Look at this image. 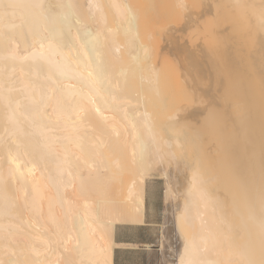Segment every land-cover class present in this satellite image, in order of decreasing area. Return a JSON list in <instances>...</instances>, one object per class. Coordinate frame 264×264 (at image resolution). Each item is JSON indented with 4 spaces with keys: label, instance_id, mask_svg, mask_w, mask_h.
<instances>
[{
    "label": "bare ground",
    "instance_id": "bare-ground-1",
    "mask_svg": "<svg viewBox=\"0 0 264 264\" xmlns=\"http://www.w3.org/2000/svg\"><path fill=\"white\" fill-rule=\"evenodd\" d=\"M136 1L0 0V264H112L114 227L120 223L144 222L146 186L154 179L163 183L164 221L157 244L158 249L163 250V258L159 264H264V131L255 130L254 122L261 113L257 111L260 114L251 122V126L255 123L252 128L256 132L247 135V139L243 136L250 148L242 139L244 146L236 151L235 142L229 145L232 149L224 148L226 144L217 148L221 141L217 136L220 141L217 144L215 141L213 149L209 146L214 138H206L211 140L210 144L206 142L209 148L206 149L208 144L201 148V143V150L193 153L194 159L185 157L190 162L188 165L187 160L181 158L187 141L184 128L187 123L198 126L202 122L207 101L203 102L205 106L200 101L199 108L190 111L181 106L183 99L179 104L186 94L181 88L185 69L182 70L183 66L176 69L172 61L167 58L168 65L165 60L179 37L174 41L163 35L160 52L157 50L160 38L155 37L158 31L166 30L163 24L158 25L163 16V20H170L180 15L178 19L182 21L190 13L185 25L195 23L198 27L196 21L200 15L197 10L191 13L194 10L191 6L189 13L186 11L189 6L182 9L184 0H139L138 5ZM185 1L187 5L191 2ZM211 1L216 3V0ZM166 2H170L169 8L164 7ZM255 4L251 13H246L248 10L240 13L245 12L244 19L250 17L246 14H251L257 25L256 32H261L264 42V0H257ZM175 7L186 11H181L183 19L181 12L176 14ZM210 7L212 12L214 9ZM144 8V11L154 10L153 14L145 12L144 15ZM236 8V11L243 9ZM204 9L209 14L210 8ZM140 10L143 17L151 16V22L146 21L148 17H144V21L140 19ZM168 10L176 11L173 13L177 17L173 13L170 17ZM153 17H161L156 24L159 30L155 25L158 19ZM152 19H156L154 23ZM166 20L162 22L169 24ZM142 24L145 26L140 28ZM194 25L189 26L190 30ZM147 28L149 32L154 31L150 32L152 34L157 29L153 37L159 39L157 42L152 34L146 33ZM184 28L188 31V26ZM159 32L157 37H162ZM172 34V37L177 35ZM151 47L155 54L160 53L159 58L154 54L151 57ZM200 62V67H204ZM167 66L171 68L166 69ZM169 70L173 73L171 83L167 79ZM176 78L179 83L175 82ZM199 78L194 79L201 81ZM173 79L175 87L178 85L176 89H172ZM192 81L185 80L189 84L187 89L182 81L185 90L193 91ZM203 90L211 92L210 85ZM193 93L196 92L189 91ZM260 99L264 103V98ZM228 100H232L231 96ZM261 109L264 110V105ZM240 113L244 117L249 112ZM259 118L256 119L258 124ZM204 128L199 129L204 131ZM228 155L232 156L229 158L232 164L229 160L230 165L222 164L221 168L228 172V176L223 177L230 179L223 182L220 180L222 171L214 170L215 166H210L212 161L209 166L213 170L206 168L208 164L205 165L204 159L208 157L220 163L228 161Z\"/></svg>",
    "mask_w": 264,
    "mask_h": 264
},
{
    "label": "rangeland",
    "instance_id": "rangeland-1",
    "mask_svg": "<svg viewBox=\"0 0 264 264\" xmlns=\"http://www.w3.org/2000/svg\"><path fill=\"white\" fill-rule=\"evenodd\" d=\"M136 1V0H135ZM137 1H139V0H137ZM137 1L135 2L137 5L139 4V3H137ZM190 1V0H189ZM188 0H187V3L189 2ZM205 1H207V0H204V2H203V0L201 1V0H191V2L190 3H188L189 5H187L186 4V1L184 0V8H182V9H184L185 10V7H187V6H189V7H187L186 9V11L189 13L190 12V10L191 9H194V10H191V13H195L196 12V10H197V12L199 13V15H200V19H198L200 22H198V20L196 21L197 23V25H198V27H195V23L194 24H192V25H194V29L192 30H190V27H192V25L191 24H188V25H185V23L187 24V22H186V18H187V15H189V14H185L186 15V17L183 19V17H184V14L183 13H186V11H182V9H178V7H175L174 8V10H176L177 11V13L176 14H178V12H181V14H183V16H182V18L181 19H183L182 21H180V19H178L179 18V16L180 15H178V18H175L174 16H176L177 17V15H174V13H173V11L172 12H170L169 10H168V12H169V15H170V13H173V19L172 18H170L172 15H170V17H168V18H170V20L169 19H167L168 21H169V24H167L168 22H167V20H166V24H164L162 21H165V20H163V17H162V20H160V22H158L159 21V19L161 18H157V17H153V18H156V19H158V20H156V19H154V20H156L155 22V25L157 24V22L159 23L158 25H160V23H161V25L163 24L164 25V28H166V30H163L164 28H162L161 29V31L163 30V33L162 32H159V33H161V34H159V35H161L162 37H157L158 36V32H157V29L155 30V28H154V30L157 32V35H156V37L154 36L155 34H156V32H155V34H152V33H150V32H154V31H150L149 32V30H148V28L150 27V25H151V23L149 24V27L147 28V34H148V32H149V34H152V39L153 40H155L153 37H155V38H160V40L159 39H156V40H159V42L161 41V42H163V40H162V38L165 36L166 38H169V40H174V41H177V38L179 37V39H178V41H177V44L176 45H172V50L171 51H169V53L168 54H166V61L168 62V60H167V58L170 60V62L172 61V63H173V65L174 66H176L177 68L176 69H178V67L179 66H183L182 67V70H184V72L182 71V75L184 76V74L183 73H185L186 75L182 78L183 80V82H184V84L187 86V85H189L188 83H190V82H188V79L190 80V81H192L191 80V78L194 80V81H192V83L190 84V88H192V86L191 85H193V83H194V85H193V91L192 92H196L195 94L193 93V95H191L192 94V92H191V90L192 89H189V91H190V93L191 94H189V91L188 90H185V88H184V84H183V82L181 81V88H182V90H184V91H186V94H184L183 96H182V94H181V96L183 97H181L180 98V102H179V104L180 103H182V99H183V103L182 104H184V105H181L182 107H185L184 108V110L185 111H190V110H192V108L193 109H196V108H199V106L201 105L200 103H202V106L204 105L203 104V102L204 103H206L205 101H207V103H208V100L210 101L209 102V104L207 105V103L205 104L206 105V107H204L203 109H201L202 111L206 108V110H204L205 112H206V115H204V119H202V122H200V124L198 123V126H200V127H198L196 124H193L192 125V123L190 122V124L189 123H187L186 125H185V128H184V130H185V134L187 135V133H189V134H191V136H189V134H188V136H186L185 135V139H187V141L185 142V144H184V148L182 149V154H181V158H183V159H185V161L187 160L185 157H188V159H192L193 158V155H195V154H193V153H196L198 150H201V148L203 147V149L206 147V145L209 143L210 144V142H211V140L210 141H208L207 139H213L212 140V142H211V144L210 145H212V146H209V144L207 145V148L206 149H208L209 147H212L213 149H214V145H216L219 141H220V139H221V141H220V144L218 143V145H216V147L218 148V146H220L221 144V146H223V145H225V147L224 148H226L227 147V149H228V147L230 148V149H232V147L231 146H233L234 144V142H235V145L233 146L234 148V150L236 151L237 149H238V147L239 148H242L243 146H244V144H245V146H247L246 144H247V137L248 136H251L250 134H253L254 132H256L255 130L256 129H258V130H260L261 132L262 131H264V127H262V126H264V121L262 120L263 118H264V116H263V118L262 117H260V116H262L264 113H263V111H262V109L261 108H263V105H264V103H262V101H260L261 99L260 98H264V45H262V44H264V42L262 41V39H263V36H262V34H260V33H257L256 32V30H258L257 29V25L254 23V20L253 19H251V11H252V9L251 8H253L254 9V7H255V3L257 2V0H238L237 2H238V6H236V4L235 3H237V2H234L233 0H231V1H229L228 0V2H227V0H218L219 2H217V0H216V3H218V4H216L215 2H213V1H211L210 2V0H208L207 2L208 3H206ZM234 2V6H233V2ZM243 1L245 2V3H243ZM248 1V2H247ZM202 2V3H201ZM225 2V3H224ZM243 3L244 5H242V4H240V3ZM250 2V3H249ZM170 3V2H169ZM169 3H165V6L164 7H166V8H169V6L170 5H168ZM200 3V4H199ZM205 3V4H204ZM210 3V4H209ZM226 3L229 5H226ZM232 3V4H231ZM247 3V4H246ZM248 3L251 5H248ZM207 4V5H206ZM212 6L213 8H212V12H214V13H212L211 12V7L209 6ZM213 4V5H212ZM168 7H167V6ZM172 5V4H171ZM201 5V6H200ZM220 5V6H219ZM230 5H232L231 7H230ZM250 6V7H248V6ZM190 6H191V9H190ZM195 6V7H194ZM207 6V7H206ZM220 8H219V7ZM222 6V7H221ZM239 6L240 7H243V9L241 10L240 9V11L238 10L239 9ZM172 7H173V5H172ZM218 7V8H217ZM233 7V8H232ZM236 7H238V8H236ZM244 7H246V9L244 8ZM181 8V7H180ZM198 8V9H197ZM204 8H206V10H208L209 8H210V11H208V13L209 14H207V11L205 12V9ZM220 9V10H217V9ZM234 8H236L238 11H236ZM146 8H144L142 11H143V13H144V15H145V12H146V14L149 12V11H144ZM178 9V10H177ZM234 9V10H233ZM141 10L139 11V13L141 12ZM147 10H150L149 8H147ZM170 10H172V9H170ZM203 10H204V12H205V14H207V15H209V16H207V15H205L204 14V12H203ZM246 11V10H248L246 13H248V12H250L249 14H246L247 15V17L248 16H250V17H246V15H245V18H247V19H244V14H245V12H242V13H240L241 11ZM151 11V10H150ZM153 11L154 10H152L151 12H149V14L148 15H152L153 14ZM176 11H174V12H176ZM234 11H236V13L234 12ZM201 12H203V16H202V13ZM142 13V12H141ZM140 13V19H142L143 18V20L142 21H144L145 20V18L144 17H148L147 19H146V21L149 23V22H151V19H150V17L151 16H142L143 14H141ZM151 13V14H150ZM197 13V14H198ZM238 13V14H237ZM241 14V16H239L240 14ZM165 14H167L168 15V13H167V10L165 9ZM167 15H165V17L167 18ZM204 15H205V17H204ZM211 15H212V17H211ZM235 16H237V17H235ZM201 17L202 18H204V19H202L201 20ZM242 17H243V19H242ZM249 18H250V21H248L249 20ZM153 20V19H152ZM154 20L152 21L153 23H154ZM245 20V21H244ZM251 20H253L252 22L256 25V26H254V24L253 23H251ZM141 21V20H140ZM185 21V22H184ZM174 23L173 25H172V23ZM250 23V25L251 26H249V24L248 23ZM141 23V22H140ZM148 23H146L147 25H148ZM178 23V24H177ZM170 24H171V26H170ZM180 24H181V26H180ZM141 25V24H140ZM155 25H153L152 27H154ZM158 25H156V26H158ZM175 25V26H174ZM196 25V26H197ZM247 25V26H246ZM145 26V24L143 25L142 24V26L140 27V28H142V27H144ZM166 26V27H165ZM169 26V27H168ZM178 26V27H177ZM184 26L185 27H187L188 26V31L186 30V28H184ZM190 26V27H189ZM240 26V27H239ZM252 26L255 28V29H253L252 28ZM147 27V26H146ZM167 27L168 28H171V29H167ZM151 28V27H150ZM158 28V30H159V26L157 27ZM161 28V27H160ZM240 28H242V29H240ZM176 29V30H175ZM182 29L184 30L185 29V32L184 31H182ZM198 29H199V31H198ZM252 29V30H251ZM146 30V29H145ZM144 30V31H145ZM150 30H152V28L150 29ZM171 30H173V31H171ZM256 32V34L254 33V31ZM168 33H167V32ZM180 31V32H179ZM247 31H249L248 33H250V34H248L247 33ZM252 31V32H251ZM184 32V33H183ZM219 32V33H218ZM226 32V33H225ZM145 33V34H146ZM165 33L166 34H168V35H165ZM172 33H174V35H176V36H174V37H172L173 36V34ZM170 34V35H169ZM240 34V35H239ZM259 34V35H258ZM164 35V36H163ZM229 35V36H228ZM146 36V35H145ZM171 36V37H170ZM180 36H183L181 39H180ZM218 36V37H217ZM224 36V37H223ZM225 36H228V37H225ZM259 36V37H258ZM261 36H262V38H261ZM164 37V38H165ZM222 37V38H221ZM230 37H231V39L232 40H230ZM174 38V39H173ZM261 40H260V39ZM151 39V40H152ZM176 39V40H175ZM222 39V40H221ZM227 39V40H226ZM152 40V42H155V41H153ZM180 40H181V43H182V45H180ZM224 41V42H223ZM233 41V42H232ZM259 41V42H258ZM261 41H262V43H261ZM157 42V41H156ZM155 42V43H156ZM158 42V45H157V50L160 52L161 50H159V49H161V48H159L160 46V44H162L161 42L159 43ZM225 43H226V46H225ZM238 43V44H237ZM152 44V43H151ZM157 44V43H156ZM156 44H155V47H156ZM219 44V45H218ZM236 44V45H235ZM231 45V46H230ZM247 47H245V46ZM152 46H154L153 44H152ZM177 46V47H176ZM184 46V47H183ZM198 46V47H197ZM218 46H219V48H220V50H221V52H220V50H218L219 48H218ZM225 46V47H224ZM241 47V51H240V47ZM173 47H174V49H173ZM196 47V48H195ZM223 47V48H222ZM230 49H229V48ZM234 47V48H233ZM237 48V50H236V48ZM152 48V49H151ZM150 49H151V51L150 52H152L154 49H153V47H151ZM197 48H199V49H197ZM227 48V49H226ZM263 48V49H262ZM156 49V48H155ZM188 50V52H186L185 50ZM198 50V52L197 53H199V54H197L196 53V51ZM234 49V50H233ZM262 49V50H261ZM196 50V51H195ZM204 50V52H202ZM232 52H231V51ZM246 50V51H245ZM155 51V50H154ZM154 51L152 52V53H150L151 54V57L153 56V54L154 55H156V57L158 56V55H160V53H157L158 51H156V53L157 54H155L154 53ZM173 51V52H172ZM208 51V52H207ZM214 51V52H213ZM256 51H257V53H256ZM171 52H172V54H171ZM210 52V53H209ZM218 52H219V54H218ZM228 52V53H227ZM230 52V53H229ZM239 52V53H238ZM240 52H242L241 53V55H240ZM243 52H244V55H243ZM261 52V53H260ZM186 53V54H185ZM188 53V54H187ZM204 53H206L205 55H204ZM218 55H217V54ZM174 54V55H173ZM177 54H178V57L176 58L175 56H177ZM196 56H195V55ZM202 54H203V56H204V58H203V56H202ZM212 54V55H214L215 57L213 58V56L210 55ZM229 54H231V55H229ZM232 54H234V55H232ZM254 54L257 56V57H255L254 56ZM167 55H169V57H167ZM197 55H199V56H197ZM207 55V56H206ZM217 55V56H216ZM220 55H222V56H220ZM229 58L228 60H227V58H226V56ZM239 55L241 56V57H239ZM243 55V56H242ZM260 55H261V57H260ZM190 56V57H189ZM195 57V59H194V57ZM231 56V57H230ZM234 56V57H233ZM245 56V57H244ZM250 56V57H249ZM252 56V57H251ZM160 56H158L157 58H159ZM170 57H173L172 58V60H171V58ZM188 57H189V59L191 58V61H193L192 63H190L191 61H189V59H188ZM199 58V59H196V58ZM208 57V58H207ZM225 59H224V58ZM236 57V58H235ZM243 57V58H242ZM247 57V58H246ZM254 57H255V59H254ZM188 60H187V59ZM213 58V59H212ZM218 58V59H217ZM219 58H220V61H219ZM235 58V59H234ZM246 58V59H245ZM251 58V59H250ZM153 59H156V58H153ZM177 59V60H176ZM184 61H183V60ZM210 60V61H212V62H210V61H208V60ZM194 60H197L198 62H196L195 63V61ZM213 60H218L217 62L216 61H214L213 62ZM223 60V61H222ZM226 62H225V61ZM231 60V61H230ZM247 60V61H246ZM249 60H251V61H249ZM175 61V62H174ZM200 61H202V63H203V65H204V67H200L201 65H200ZM208 61V62H207ZM229 61V62H228ZM233 61H235V62H233ZM249 61V62H248ZM170 62H168V65H169V63ZM189 62V63H188ZM210 62V63H209ZM234 64V66H233V64ZM256 62H258V63H256ZM164 63H165V61H164ZM177 63V64H176ZM213 63V64H212ZM222 63H224V64H222ZM230 63V64H229ZM166 64V63H165ZM164 64V65H165ZM182 64V65H181ZM187 64H189V65H187ZM192 64V65H191ZM193 64H195V68H193L192 66H193ZM199 64V66H197ZM210 66H209V65ZM216 64H217V66H219L220 67V65H221V67H220V71L218 70L219 69V67H217L216 66ZM219 64V65H218ZM228 64H229V66H231V67H229L228 66ZM248 64V65H247ZM254 64L256 65V66H254ZM259 64V65H258ZM178 65V66H177ZM213 65V66H212ZM171 66V65H170ZM173 66V67H174ZM185 66H186V68H187V70H186V68H185ZM190 66H191V70H190ZM208 66V67H207ZM226 66V67H225ZM237 66H239V68L237 67ZM249 66V67H248ZM260 66V67H259ZM262 66H263V68H262ZM165 67H166V65H165ZM172 67V68H173ZM197 67V68H196ZM217 67V68H216ZM230 68L229 70H228V68ZM232 67H233V69H232ZM253 68V71H251L250 72V69L251 68ZM258 67H259V69H258ZM168 68H171V67H169V66H167V68L166 69H168ZM200 69V72L198 71L199 69ZM204 68V69H203ZM211 68V69H210ZM214 68V69H213ZM222 68V69H221ZM226 69V71H225V69ZM255 68V69H254ZM174 69V68H173ZM173 69L171 70L172 72H173ZM175 69V70H176ZM202 69L204 70V71H202ZM234 69H236V71L234 70ZM239 69H241V71H242V73H241V71H239ZM257 69H258V71H257ZM174 70V71H175ZM188 70H190V71H188ZM193 70V71H192ZM211 70H212V72H211ZM215 70H217L216 72H215ZM222 70H223V72H222ZM233 70V71H232ZM252 70V69H251ZM178 71V70H177ZM188 71V72H187ZM208 71V72H207ZM234 71H235V73H236V75H234L235 73H234ZM189 72H190V75H188L189 74ZM203 72H204V74H203ZM215 72V73H214ZM218 72H219V75H218ZM226 74H225V73ZM256 73V74H254V73ZM257 72H259V73H257ZM175 73V72H174ZM178 73V72H177ZM188 73V74H187ZM199 73V74H198ZM202 73V74H201ZM206 73H207V75H206ZM217 73V74H216ZM224 73V74H223ZM227 73H229V74H227ZM239 73V74H238ZM241 73V74H240ZM243 73H245V74H243ZM260 73H262V75L260 74ZM168 74H170L168 77H167V79L169 80V82H170V80L172 79L171 78V75H173V73H170V70H169V73L167 72V75ZM176 74V73H175ZM175 74H174V78L176 77V76H178V74H176V76H175ZM194 74H196V75H194ZM215 75V77H214V75ZM230 74H231V76H230ZM249 75V79H248V75ZM192 75V76H191ZM220 78H218L217 76ZM228 75H229V77H228ZM237 75H238V77H237ZM241 75V76H240ZM253 75H254V77H253ZM257 75V76H256ZM258 75H259V77L260 78H258ZM190 76H191V78H190ZM200 76H202V77H205L206 76V78H202V77H200ZM211 78H210V77ZM197 77V78H196ZM200 77V78H199ZM208 77H209V79H208ZM224 77V80L222 79ZM233 79H232V78ZM243 77H246V78H243ZM171 78V79H170ZM185 78H188V79H185ZM200 79L201 81H199V80H196L195 81V79ZM213 78H214V80H213ZM218 78V79H217ZM228 78V79H227ZM234 78H238V79H234ZM251 78H252V80H251ZM256 78H258V80L256 79ZM227 79V80H226ZM263 79V80H262ZM185 80H187V82H185ZM207 80V81H206ZM218 81V82H216V81ZM233 80H235L234 82H230L229 83V81H233ZM244 80V81H243ZM246 80V81H245ZM257 80V81H256ZM206 81V82H205ZM209 81V82H208ZM223 81L225 82V83H223ZM238 81H241V82H239L238 83ZM251 82V86L249 85V83ZM259 81V82H258ZM174 82V79L172 80V84L174 85H176V83L178 82L177 81V78H176V80H175V82L176 83H173ZM198 82H200V83H198ZM204 84H203V83ZM226 82H227V84H226ZM236 82V83H235ZM244 84H243V83ZM257 82V83H256ZM171 83V82H170ZM169 83V84H170ZM179 83V82H178ZM196 83H198V84H196ZM207 83H210V84H207ZM214 83V84H213ZM218 83V84H217ZM223 83V84H222ZM231 83H232V85H231ZM238 83V85H236L235 86V84H237ZM260 83V84H259ZM168 84V85H169ZM220 84H221V86H220ZM230 84V85H229ZM245 84H246V87H245ZM248 84V85H247ZM258 84V85H257ZM172 85V86H173ZM175 85H174V87H175ZM196 85H198V86H196ZM209 85H210V87H211V92H209L208 93V91L209 90H207V93H205L206 92V90H203V89H208L209 88ZM227 86V89H225L226 88V86ZM243 85V86H242ZM256 85V86H255ZM171 86V87H172ZM178 86V85H177ZM176 86V87H177ZM185 86V87H186ZM195 86V87H194ZM202 86V87H201ZM220 86V87H219ZM229 86V87H228ZM234 87V89H233V87ZM260 86H262V87H260ZM170 87V86H169ZM172 88V89H176V87L175 88ZM215 87V88H214ZM223 87V88H222ZM231 87V88H230ZM238 89H236V88ZM240 87V88H239ZM242 87V88H241ZM244 87H245V89H244ZM250 89H249V88ZM188 88V86L186 87V89ZM195 88V89H194ZM198 88V92L196 91V89ZM221 88H222V90L224 91V94H223V92H222V90H221ZM256 88V89H255ZM259 90H258V89ZM262 88V89H261ZM200 89V90H199ZM202 89V90H201ZM212 89H213V91H212ZM216 89V90H215ZM181 90V93H184L183 91ZM243 90V91H242ZM251 90V91H250ZM255 90V91H254ZM204 91V92H203ZM229 91V92H228ZM248 91H249V93H248ZM203 95L204 94V96L205 97H203V99H202V95L200 94V93ZM226 92H228V93H226ZM242 92V93H241ZM243 92H244V94H243ZM257 92V93H256ZM263 92V93H262ZM197 93H198V95H199V97H198V95H197ZM214 94V96L212 95V94ZM216 93H217V95H216ZM222 93V94H221ZM241 93V94H240ZM247 93V94H246ZM255 93V94H254ZM229 94V95H228ZM237 94V95H236ZM240 94V95H239ZM245 94H246V96H245ZM262 94V95H261ZM207 95V96H206ZM235 97H234V96ZM242 95V96H241ZM254 95V96H253ZM257 95L259 96V97H257ZM197 96V97H196ZM211 96V97H210ZM213 96V97H212ZM220 96V97H219ZM228 96V97H227ZM230 96H231V99L232 100H228L229 98H230ZM241 96V98H239ZM256 96V97H255ZM196 97V99H197V101H196V99H194V98ZM206 97H208V100H207V98ZM214 97H216V99H214ZM217 97H218V99L220 98V100H218L217 99ZM226 97V98H225ZM247 97H248V99H247ZM193 98V99H192ZM201 98V99H200ZM235 100H234V99ZM245 100H244V99ZM255 98H258L259 100H257V99H255ZM206 99V100H205ZM211 99V100H210ZM221 99L224 101V102H222L221 101ZM174 100V99H173ZM205 100V101H204ZM213 100H217V101H219V102H215V101H213ZM255 100V101H254ZM193 101V102H192ZM194 101H195V103H194ZM200 101H202V102H200ZM214 102V103H217V104H215L214 105V103L212 104L211 102ZM222 103H221V102ZM228 101V102H227ZM230 101V102H229ZM233 101H235V102H233ZM246 102V103H244V102ZM249 101V102H248ZM186 102V103H185ZM193 104H192V103ZM200 102V103H199ZM238 102H239V104H238ZM253 102H254V104H253ZM258 102V103H257ZM191 103V104H190ZM219 103L222 105V104H224V105H222V107H221V105H219ZM225 103L227 104V105H225ZM230 103H232V104H230ZM238 105H237V104ZM251 103V104H250ZM261 103V104H260ZM174 106L173 107H175L176 106V104L175 103H172ZM190 104V105H189ZM197 104H198V106H197ZM212 104V105H211ZM235 104V105H234ZM244 104H245V106H244ZM248 104V105H247ZM190 107V109H187V108H189L188 106ZM204 105V106H205ZM216 105H217V107H216ZM232 107H231V106ZM261 107H260V106ZM193 106V107H192ZM201 106V107H202ZM228 106V107H227ZM235 108H234V107ZM239 106V107H238ZM257 106V107H256ZM173 107L171 106V110L173 109ZM246 107V108H245ZM253 107V108H252ZM209 108V109H208ZM238 108V109H237ZM249 108H250V110H249ZM224 109V110H223ZM230 109V110H229ZM238 111H236V110ZM242 109V110H241ZM256 109H258V110H256ZM261 111H260V110ZM227 112H226V111ZM233 110H235V111H233ZM253 112H252V111ZM223 111H225V112H223ZM244 112L245 111V113H246V111L247 112H249L248 114L246 113V115H248V117L246 116V115H244V117H243V115H242V113H240V112ZM256 113H255V112ZM260 112V113H258V112ZM229 112V113H228ZM235 112H237V113H235ZM203 113V112H202ZM224 113V114H223ZM233 113V114H232ZM245 113H243V114H245ZM251 113V114H250ZM260 114L259 115V117L261 118V123H260V118H259V124H258V122H257V120L256 119H258L257 117H256V119H255V121H254V119L253 118H255V116L257 115L258 116V114ZM263 113V114H262ZM205 114V113H204ZM208 114V115H207ZM234 114H237L236 116H234ZM240 114H241V117H240ZM254 116H253V115ZM206 116V117H205ZM249 116H251L252 117V119H251V117H249ZM241 118V121L239 120L240 118ZM233 118V119H232ZM238 118V119H237ZM242 118H244V119H242ZM246 118V119H245ZM247 118H249V119H247ZM207 119V120H206ZM210 119V120H209ZM205 120V121H204ZM228 120V121H227ZM231 120V121H230ZM235 120V121H234ZM243 120V121H242ZM255 122L256 123V125H258V128H256V125H255V123L251 126V122ZM216 122V123H215ZM226 122V123H225ZM203 123L205 124V125H207V126H205V125H203ZM206 123H208V124H206ZM241 123V124H240ZM263 123V124H262ZM228 124V125H227ZM260 124H262L260 127H259V125ZM191 128V129H189V130H186V127L187 128H189L188 126ZM191 125H192V127H191ZM209 125V126H208ZM216 125V126H215ZM226 125L229 127H226ZM231 126V129H230V126ZM237 125H240V126H237ZM246 125V126H245ZM254 125H255V130L253 129L254 128ZM207 127L208 129H209V127H210V129H211V131H210V129L208 130V129H205L204 128V131H201V130H203V127ZM217 126H219V127H217ZM242 126H245V128L243 127L242 128ZM196 127H198V130L197 129H195ZM216 127V128H215ZM221 127L224 129V130H222L221 129ZM225 127L227 128V130L225 129ZM237 127V128H236ZM241 129H240V128ZM253 127V128H252ZM199 128H202L201 130L199 129ZM215 128V129H214ZM221 130H220V129ZM234 128V129H233ZM260 128V129H259ZM262 128V129H261ZM218 129V130H217ZM236 129H237V131H236ZM251 129V130H250ZM197 132H196V131ZM208 132H207V131ZM257 130V131H258ZM188 131V132H187ZM223 131V132H222ZM229 132V134H228V132ZM235 131V133L233 134V132ZM240 133H239V132ZM252 131V132H251ZM254 131V132H253ZM259 131V132H260ZM187 132V133H186ZM212 132V133H211ZM194 133V134H193ZM196 133V134H195ZM199 133H200V135H199ZM203 133V134H202ZM220 133V134H219ZM223 135H222V134ZM224 133H225V135H224ZM227 133V134H226ZM264 133V132H263ZM202 134V135H201ZM208 134V135H207ZM232 134V135H231ZM240 134V135H239ZM241 134H242V136H241ZM196 135V136H195ZM207 137H206V136ZM213 135H214V137H213ZM216 135V136H215ZM248 135V136H247ZM208 136H209V138H208ZM220 137V139L218 138V137ZM223 136V137H222ZM231 138H230V137ZM241 137L240 139H238V137ZM243 136H246V139L243 137ZM187 137V138H186ZM188 137H190V138H188ZM204 137V139H206V140H204V139H202ZM224 137H226V140L227 141H225V138ZM234 137H235V139H234ZM197 138V139H196ZM218 138V139H217ZM250 138V137H249ZM253 137H251L250 138V140L252 139ZM191 139V140H190ZM194 139V140H193ZM201 139H202V141H201ZM224 139V140H223ZM243 140V142H244V144L243 143H241V141ZM244 139H245V141H244ZM241 140V141H240ZM215 141H216V144H214L215 143ZM223 141H225L224 143H223ZM204 142V143H203ZM206 142H208V143H206ZM191 143V144H190ZM202 143V144H201ZM229 143V144H228ZM200 144H201V148H200ZM206 144V145H205ZM233 144V145H232ZM229 145H231V146H229ZM199 146V147H198ZM205 146V147H204ZM209 146V147H208ZM214 146V147H213ZM220 146V147H221ZM192 147V148H191ZM215 147V148H216ZM237 147V148H236ZM248 147V146H247ZM194 148V149H193ZM248 148H250V147H248ZM197 149V150H196ZM252 149H254L253 147H252ZM191 150H192V152H191ZM185 151V152H184ZM247 151H249V152H251L250 151V149H248ZM189 152V153H188ZM186 153V154H185ZM251 154H252V152H251ZM182 155H183V157H182ZM191 155H192V157H191ZM190 157V158H189ZM229 158H232V156H229L228 155V157L226 158V159H228V161L227 160H225L224 162H221L220 161V163H219V161H217V160H211V159H209L208 157L207 158H205L204 159V162H205V165L206 164H208V165H206V168H208V169H210V170H213L210 166H215V167H213L214 168V170H221L222 172V176L220 177V180L222 181L223 179H230V177H228V178H224V177H227L228 176V172H227V170H226V172L227 173H225V169H223V168H221V165L222 164H224V165H230V161H231V164H232V160L231 159H229ZM194 159V158H193ZM230 160V161H229ZM190 161H192V160H190ZM207 161H208V163H207ZM211 161H212V164H210L211 163ZM188 163H190L189 162V160H187V164ZM213 163H215L214 165H213ZM209 164H210V166H209ZM189 165V164H188ZM210 167V168H209ZM219 167L221 168V169H219ZM223 169V170H222ZM185 170H187V168H185L184 169V171ZM226 175V176H225ZM224 176V177H223ZM223 182H225V180H223ZM148 185L146 186V201H148V202H150V201H155L156 202V206H157V211H158V214H157V216H158V218H159V221H160V224H159V226L160 225H162L163 224V221H164V216H163V214H164V204H162L163 203V183H162V181L161 180H158V179H154V180H152V181H150V182H148L147 183ZM147 209H149V204L147 203ZM159 230L161 231V226L159 227ZM159 234H160V232H158V235H157V237H156V240H155V242H154V246L155 247H157V244H158V239H159ZM157 249H158V247H157ZM158 253H160V255H161V258H163V250H160V249H158Z\"/></svg>",
    "mask_w": 264,
    "mask_h": 264
},
{
    "label": "crops",
    "instance_id": "crops-1",
    "mask_svg": "<svg viewBox=\"0 0 264 264\" xmlns=\"http://www.w3.org/2000/svg\"><path fill=\"white\" fill-rule=\"evenodd\" d=\"M145 206L144 222L115 225L112 264H159L161 255L154 246L160 224L156 202L146 201Z\"/></svg>",
    "mask_w": 264,
    "mask_h": 264
}]
</instances>
